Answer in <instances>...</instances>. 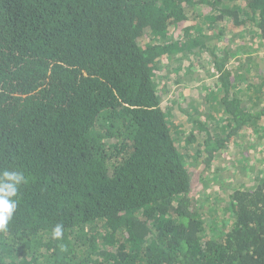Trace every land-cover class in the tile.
I'll use <instances>...</instances> for the list:
<instances>
[{
    "label": "trees",
    "instance_id": "16d2710c",
    "mask_svg": "<svg viewBox=\"0 0 264 264\" xmlns=\"http://www.w3.org/2000/svg\"><path fill=\"white\" fill-rule=\"evenodd\" d=\"M246 27L264 50V0H0V169L26 178L0 264H264L261 170L218 220L188 162L209 169L264 118L260 99L234 90L228 48L207 45ZM201 50L221 134L183 107L171 125L162 105V60Z\"/></svg>",
    "mask_w": 264,
    "mask_h": 264
},
{
    "label": "rangeland",
    "instance_id": "374dc122",
    "mask_svg": "<svg viewBox=\"0 0 264 264\" xmlns=\"http://www.w3.org/2000/svg\"><path fill=\"white\" fill-rule=\"evenodd\" d=\"M203 24L204 22L199 24L197 33L205 32L206 26ZM234 32L239 34L235 35ZM254 32L250 27L242 31H225V38L221 41L213 39L207 45L220 53L224 46L230 51L228 68L234 76V86L237 84L234 87L237 94L260 99L264 103V95L259 90L264 50L258 40H252ZM212 59L209 51L201 50L200 53H191L182 59L175 56L174 59L162 60L163 63L159 66L163 74L158 76L162 90L160 87L159 90L162 105L170 113L171 125H177L182 117L179 109L183 107L185 112L206 118L204 120L210 130L221 134V120L225 114L219 105L220 91L213 84L216 72ZM259 123L255 124L256 127H249L239 133L235 141L222 150L217 163L209 169L204 168L200 161L192 158L188 160L192 194L203 210L209 211L218 220L223 218L221 207L227 193L236 187H252L256 175L260 173L258 170H261V176L264 175V118ZM248 165L252 169H247Z\"/></svg>",
    "mask_w": 264,
    "mask_h": 264
},
{
    "label": "clouds",
    "instance_id": "9594fccd",
    "mask_svg": "<svg viewBox=\"0 0 264 264\" xmlns=\"http://www.w3.org/2000/svg\"><path fill=\"white\" fill-rule=\"evenodd\" d=\"M23 171L12 168L0 169V232H6L10 220L17 209L16 197L20 186L25 182ZM62 236V226L56 225L52 230V238Z\"/></svg>",
    "mask_w": 264,
    "mask_h": 264
}]
</instances>
